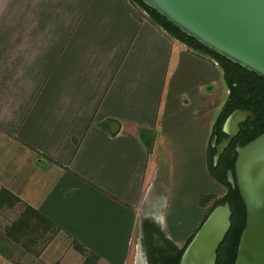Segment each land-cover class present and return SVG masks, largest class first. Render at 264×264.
<instances>
[{
  "label": "crops",
  "instance_id": "1",
  "mask_svg": "<svg viewBox=\"0 0 264 264\" xmlns=\"http://www.w3.org/2000/svg\"><path fill=\"white\" fill-rule=\"evenodd\" d=\"M223 83L133 0H0V193L18 198L0 213L55 228L47 264H126L148 223L183 248L166 227L226 188L208 167Z\"/></svg>",
  "mask_w": 264,
  "mask_h": 264
},
{
  "label": "water",
  "instance_id": "2",
  "mask_svg": "<svg viewBox=\"0 0 264 264\" xmlns=\"http://www.w3.org/2000/svg\"><path fill=\"white\" fill-rule=\"evenodd\" d=\"M142 1L187 36L264 79V0ZM248 117L256 119L253 112L237 109L226 119L223 130L228 136L214 143L216 163ZM228 180L238 187L246 207L234 264H264V132L237 148ZM231 216L229 202L213 207L186 246L180 264H217Z\"/></svg>",
  "mask_w": 264,
  "mask_h": 264
},
{
  "label": "trees",
  "instance_id": "3",
  "mask_svg": "<svg viewBox=\"0 0 264 264\" xmlns=\"http://www.w3.org/2000/svg\"><path fill=\"white\" fill-rule=\"evenodd\" d=\"M133 1L143 7L150 14L152 19L170 34L192 48L207 53L209 56L217 60L224 70V78L229 89V96L212 129L208 146V167L211 175L227 188L226 195L219 199L214 207L229 202L232 210L231 227L218 249L217 264H234L237 257L240 237L246 224V207L238 187L233 186L229 182L228 172H234L237 148L239 146H244L264 132V79L205 47L196 39L187 36L178 27L146 5L142 0ZM237 109H247L252 111L256 116V120L249 117L246 122L241 123L238 135L232 140L230 145L224 149L216 163L215 154L217 149L214 143L219 144L228 136L223 130L224 123L229 115ZM5 196L11 198L13 202L18 201V198L14 195L7 191H2L0 193V205L6 202ZM25 214L29 217L42 218L36 210L30 207L26 209ZM146 225L147 228L149 226V231L147 230V233H150L151 230L155 229L160 231L154 223H148ZM193 236L189 242L192 240ZM165 240L169 246L168 249L153 248L151 251H148L150 264H180L181 257L189 242L185 248H179L170 239L165 237Z\"/></svg>",
  "mask_w": 264,
  "mask_h": 264
},
{
  "label": "rangeland",
  "instance_id": "4",
  "mask_svg": "<svg viewBox=\"0 0 264 264\" xmlns=\"http://www.w3.org/2000/svg\"><path fill=\"white\" fill-rule=\"evenodd\" d=\"M223 84L225 95L224 99L227 100L229 96V89L226 84L225 78ZM210 190L216 191L219 196H217L216 193L214 194L212 192H209V194H203L200 199V203L203 207L206 205L207 208H194L193 210H191L192 223L188 219L189 211L185 210L183 212L180 210V214H177V221L178 223L183 224H176L174 226L166 227L167 229L170 228L174 231L176 230V233L178 235H180V233H183V235H187L186 240V237H183L184 239L181 241L182 245L187 244L189 242L191 237L196 233L203 221L209 215L215 203L227 193V188H225L223 196L220 194L221 190L218 191L212 186H210ZM5 199L6 202L4 203V205L15 206L16 203L13 202L11 198H7L5 196ZM3 206L0 207V210ZM3 211V213H0V215H2V218L9 221L10 223L14 222L12 221L13 219H16V221L13 223L12 227L8 228V226H3L2 228H0V264H47L42 261L39 262V260H37V254L39 250L46 244V242L52 239V236L55 233V228L50 224H46V222L40 217H29L25 214L26 210H24L22 213V210L17 209L15 211V215H10L9 212H6L7 209H4ZM143 212L146 217L152 216V214L155 213V211L148 206H145ZM164 212V210L161 211L162 214H164ZM166 212L169 215L172 214V211L170 210H167ZM185 212L188 214L187 216H184L186 214ZM173 214H176V212L173 211ZM186 220L188 221L187 224L184 223V221ZM138 239L139 235L137 234L132 239L130 258L126 264H147L145 261L143 248L141 246V241H138ZM29 252H31L32 254L31 258H25L27 254L30 255ZM61 262L66 263V259L63 258ZM62 263L58 261L55 264ZM84 264L97 263H95V257L92 256L86 258Z\"/></svg>",
  "mask_w": 264,
  "mask_h": 264
},
{
  "label": "flooded vegetation",
  "instance_id": "5",
  "mask_svg": "<svg viewBox=\"0 0 264 264\" xmlns=\"http://www.w3.org/2000/svg\"><path fill=\"white\" fill-rule=\"evenodd\" d=\"M244 110H247V109H244ZM250 111V110H249ZM252 112V111H251ZM249 118V117H248ZM247 118V120H248ZM253 119V118H252ZM246 120V121H247ZM254 120V119H253ZM256 120V119H255ZM244 121V122H246ZM243 123V122H242ZM241 125V124H240ZM240 131V130H239ZM239 133V132H238ZM238 135V134H237ZM236 135V136H237ZM230 145V144H229ZM147 225H145L143 227V235H142V238H141V246L143 248V253H144V256H145V261L147 264H150V259H149V253L148 251L152 250L153 248H158V249H168L169 246L165 240V237L166 235L164 234L163 230L161 229L160 226L157 225V227L160 229V231H157L156 229L155 230H151L150 233H147V230L149 228L146 227ZM149 231V230H148ZM168 238V237H166ZM169 239V238H168ZM187 244H184V247L186 246ZM157 254V253H156ZM158 256V254H157Z\"/></svg>",
  "mask_w": 264,
  "mask_h": 264
}]
</instances>
